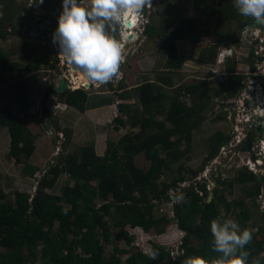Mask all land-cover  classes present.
Instances as JSON below:
<instances>
[{
    "label": "trees",
    "instance_id": "obj_1",
    "mask_svg": "<svg viewBox=\"0 0 264 264\" xmlns=\"http://www.w3.org/2000/svg\"><path fill=\"white\" fill-rule=\"evenodd\" d=\"M0 1L6 7L5 15H8V7L17 3L14 0ZM230 2L219 0L216 7L208 9L205 1L197 0L195 16L180 20L172 25L170 31L166 27L157 28L152 23L148 25L146 33L149 38H160L167 52L165 67L154 81H145L133 87L127 85L126 78L131 67L126 66L122 73L126 81H119L111 90L114 93L107 98L102 96L101 103L97 105L98 101L92 102V93L84 88L66 90L60 96L61 101L82 113L112 106L116 102L118 112L115 124L124 127L127 119L132 130H139L137 133L131 131L117 143H110L103 156L97 154L94 145L83 147L78 153H68L65 150L67 144H64L65 155L60 156V161L49 170H43L28 161L35 152L36 135L26 125L25 115L18 118L10 105L0 108V126L8 129L11 139L7 156L16 163H23V171L36 180L32 183L35 192L15 191L16 202L13 204L7 201L9 193L3 188L0 173V264H121L122 254L128 255L124 264H180L190 254H201L209 259L217 255L211 249L210 232L211 220L217 216L233 218L242 228L250 230L251 211L245 199L230 202L226 197L219 196L208 201L207 183L197 179L229 143L230 137L218 134L210 139V153L200 169H185L180 163L191 154L193 133L206 120L204 103L199 107L194 103L190 105L184 99L190 96L207 103V94L213 89L207 87L206 81L175 84V74L184 64L178 53V43H198L203 36L211 33L218 36L217 43L205 48L201 54V61L205 64H214L223 46L240 48L243 44L240 34L234 33L230 24L237 21L239 31H242L253 21H242ZM205 16L215 20L214 28L207 31H203L199 24L200 17ZM226 20L229 22L227 31L223 26ZM6 23L3 25L0 21V35L4 37L10 28H14L12 21ZM115 35L118 39V31ZM2 50L1 84L6 83L7 72L36 71L40 67L30 64L21 68ZM248 63L255 70L254 49L250 51ZM244 80L245 75L236 74L232 65L228 64L226 74L219 82V90L221 94H226V99L235 98L242 91ZM53 88L52 83L48 97ZM165 89L173 92L169 94ZM44 112L48 113L49 109L45 107ZM64 136L67 140L71 139L68 131ZM247 140L245 143H253L252 133L248 134ZM245 143L242 148L247 150L249 147ZM183 145L185 148H182ZM140 154H144L151 163L148 170L136 165L134 158ZM185 170L190 178L183 175ZM62 175L68 176L72 184L67 183L61 195L50 193L49 190L56 187ZM164 175L167 179L159 182ZM236 184L250 185L245 189V196L254 199L263 191L264 174L258 175L242 168L233 182H228L229 186ZM169 190L183 193L187 200L186 203L174 204L173 208V220L184 233L175 259L171 251L157 245L153 246L159 252L156 260H150L139 249L129 253L118 246L107 254L106 247L113 246L117 241L124 240L128 245L132 243L125 230L128 226L141 228L146 233L165 230L171 219L166 216L158 218L154 211L161 203L172 202ZM215 193L217 195L219 191L215 189ZM111 217L115 227L108 220ZM116 227L121 230L117 235L114 231ZM248 250L251 254L249 262L252 257H264V222L253 233Z\"/></svg>",
    "mask_w": 264,
    "mask_h": 264
},
{
    "label": "rangeland",
    "instance_id": "obj_2",
    "mask_svg": "<svg viewBox=\"0 0 264 264\" xmlns=\"http://www.w3.org/2000/svg\"><path fill=\"white\" fill-rule=\"evenodd\" d=\"M14 1L17 3L8 7V15H5L6 7L3 2L0 1V21L3 22V25H6L7 21H12V26L14 27L9 29L10 31L6 33L5 37L0 35V50L3 49L2 51L6 52L11 50L12 52H16V54L18 53V56L12 57V59H16V61L24 67L30 64L34 67H36V65L40 66L45 74H28V76H30L28 78L30 82L26 79H18L19 76H23L24 74H13L12 85L14 88H12V92H10L11 90L9 91L8 102L12 105L15 99L24 101L25 97L27 99L24 102L27 103L30 97L31 99H35L33 103L30 99V104L32 103L34 106L36 104L38 107H43L47 102L49 93L48 87L51 84L50 81H59V78L64 75L73 80L74 75L76 76L77 73L73 71L77 69H74L73 65L69 64L66 59L59 54L58 46H55L52 42V34L57 27L58 16L62 11V0H43V3H40L39 0ZM203 1L207 3L206 6L208 9L216 7L219 2V0ZM154 2L151 5L153 6L154 4V6L150 11L145 8L138 15L139 25L134 30L126 32L127 34L133 35L131 40L126 41L123 37L125 32L123 27L118 29V40L120 44H123L121 46L123 60L120 65V70L113 81L98 85L87 81L85 77L84 81H81V84L77 87L84 88L86 91L92 93V102L95 103L98 101L96 105L101 103L100 101L105 95L107 98L108 95L114 93L111 91L114 88V84H118L119 81L125 80V76L122 73L124 69H126V66L131 67L130 75H127L126 78L127 85L131 87L145 81H154L164 69L167 52L163 49L160 38H149L147 35L146 30L150 23L157 28L166 27V30L170 31L173 28L172 25H176L180 20L194 17L196 14L195 5L197 0H155ZM87 3L88 0H84V4L86 5ZM230 4H232V0ZM246 19L247 18L242 17V21ZM199 20V24L203 31L214 28V19L211 20L208 16H205L200 17ZM223 26L227 31L229 22L227 20L224 21ZM230 27L234 33L243 36L251 30L254 31L253 29L258 27V25L254 22L245 27L242 31H239L237 21H232ZM217 41L218 36L211 33L203 36L198 43H192L190 41L178 43V53L184 59V64L181 70L175 74V84L190 85L192 83L200 84L206 81L207 87L213 89L207 94L209 96L207 103L190 96H186L184 99V101L190 105L194 103L199 107L204 103L205 108L203 109V114L206 116V120L193 133L191 154L188 158L182 159L180 163L185 169L193 171L200 169L204 159L210 153V139L218 134L230 137L229 143L220 150L219 154L210 163H208L203 173H201L197 179L199 181L204 180L207 183V190L209 192L208 201L219 196L226 197L230 202H232V200L245 199L251 211V221L249 223L251 226L250 230L252 233H256L257 227L264 222V185H262V193L252 199L245 196V189L250 187V185L241 186L240 184H236L229 186L228 182H233L238 170L242 168H247L253 173L259 174L261 172L260 168L256 169L254 167L257 160H261L260 163H263L262 169H264V85L260 83V79H264V52H261L263 56L260 54L261 57L255 58V70L252 69V66L247 63V61L244 62L245 57H247L246 55H249L250 48L248 45L241 46L240 48H230L234 50V52L226 50L229 48L223 46L219 49L218 58L214 64L203 63L201 61L203 50L216 44ZM258 51L260 52V50ZM208 57H211V55H208ZM43 58H45L46 61L43 62ZM228 64L232 65L236 74L245 75V80L242 82V91L232 99H226V96H224L226 94H221L219 90V82L226 74V66ZM11 77L12 75L9 74L8 79L10 80ZM84 83H88L89 87H85ZM26 86H30V88H28V96ZM19 88L23 91H17ZM165 91L169 94L173 92L171 89H165ZM52 93L53 92H51V94ZM58 113L61 117L63 110L59 109ZM27 114H29V111ZM36 119L37 123L31 126V130L39 134L36 135L34 131H32V133L37 137L44 134L49 141H47V143L42 141L41 144L46 143L47 147H43L40 144L42 148L37 153V156L40 152L41 155L44 153L45 157L40 155L41 157L38 156L35 159H30V163L38 164L37 166L47 171L52 165L60 161V156L65 155L63 153L64 147L59 156L53 154L56 153L57 133L54 127H52L51 119L43 113V111L40 117L37 116L34 120ZM114 119L115 118H113L112 122H106L102 125L100 130L103 134L102 141L107 142L106 144L100 145L106 146L107 149L110 143H117L131 131H134V133L139 131L138 129L132 130L127 119H125L126 126L124 127H118ZM75 122H77V120L74 119L73 121V116L71 114L68 112L64 114L63 125H65L66 130L69 129L68 127L70 126L74 127L72 125ZM78 124L80 125L81 121H78ZM260 126H262V130H259ZM1 130L4 131L2 137L4 140L2 139V144L0 146V173L3 178L2 184L5 191L9 193L7 201L15 204L16 196L14 192H29V190L31 193L35 192L34 189H32V183H35L36 180L23 171V163H16L13 158H9L5 155V151L7 150L6 145L8 144L7 140L10 136L7 128ZM68 131H70V129ZM85 131L86 130H81V138L86 133ZM249 133H252L253 136V143L251 145L245 143L248 141L247 137ZM91 136H93V132L89 130V132L86 133L85 139H89ZM82 140L84 139L82 138ZM93 142H97V136H93V138L90 139V143H87V145H94ZM61 143L70 144V140H66L64 136ZM244 143L249 147L247 150L242 148ZM81 146L82 143H80L79 146H70L67 152L78 153L82 148ZM74 147L76 149H74ZM44 148H48V150ZM182 148H185V145H183ZM107 149L104 152H106ZM134 161L138 167L145 170H148L151 164L145 158L144 154L135 156ZM183 175L187 178L191 177L187 170L183 172ZM259 178L261 179L262 175H260ZM166 179L167 177L164 175L159 182ZM67 183L72 184V181L69 180L68 176L62 175L56 187L51 191L49 190V192L61 195ZM183 186H185V184H183ZM215 189L219 191L217 195ZM173 208V202H165L158 205L154 211L155 216L158 218L166 216L171 219V223L166 226L163 232L154 230L150 233H146L141 228H131L128 226L125 230L129 233L132 243L128 245L124 240L117 241L113 246L106 247L107 254L113 252L114 246H118L120 249L128 251L129 253L135 252L137 249L146 253L153 249L154 245H157L160 248L171 251L172 255L176 257L184 233L179 230L177 222L173 220ZM114 216L115 214H113V217ZM230 216L232 217L233 215ZM108 220L112 227H115L113 218H108ZM114 231L117 235L121 230L116 227ZM120 257L122 259L121 264H124L128 255L122 254Z\"/></svg>",
    "mask_w": 264,
    "mask_h": 264
},
{
    "label": "clouds",
    "instance_id": "obj_3",
    "mask_svg": "<svg viewBox=\"0 0 264 264\" xmlns=\"http://www.w3.org/2000/svg\"><path fill=\"white\" fill-rule=\"evenodd\" d=\"M154 1L88 0L85 5L84 0H62V11L58 16L57 27L52 34V42L58 46L59 54L69 64L80 70L87 81L98 85L107 84L113 81L118 74L123 60L121 44L115 34L119 28L130 22V17L138 16L145 8L150 11L154 6V4L151 6ZM39 2L43 3V0H39ZM232 4L241 17L251 19L253 23L264 25V0H232ZM253 30L243 36L240 34L242 47L248 45L250 48L249 55H246L247 57L244 59V62L247 61V63L252 49H254L255 58L263 56L262 53L264 52L263 45L257 47L254 45L258 34H260V28L256 27ZM226 50L234 52L232 49ZM64 77L70 84L68 90L76 89L72 86V79L67 78L66 75ZM50 83L49 89H47L50 90L53 83L52 91H54L58 81L55 83L50 81ZM79 88L81 89V87ZM50 96H52L51 93ZM49 97L46 105L43 106V109L46 107L49 112L43 111V113L51 118L52 107L48 106ZM55 100L58 101L57 111L64 104L69 106L61 101L60 97ZM56 133L58 144L55 154L59 156L62 148L65 147L61 143L64 139V133L61 130H56ZM260 161L257 160L254 167L260 168V171L263 172V163ZM168 195L174 204L187 202L185 195L179 191L169 190ZM210 232L212 234L211 249L217 255L209 259L201 254H190L185 256L180 264H261V261L264 260V257H252L249 262L251 254L248 246L253 241V233L247 228H242L235 219L220 216L213 218L210 223ZM145 255L150 260H156L159 252L151 249ZM172 258L175 259L174 256Z\"/></svg>",
    "mask_w": 264,
    "mask_h": 264
},
{
    "label": "crops",
    "instance_id": "obj_4",
    "mask_svg": "<svg viewBox=\"0 0 264 264\" xmlns=\"http://www.w3.org/2000/svg\"><path fill=\"white\" fill-rule=\"evenodd\" d=\"M5 53H7L6 56L8 57L9 60L16 61V59H12V57L18 56L17 55L18 53L16 54V52H14V51L12 52L11 50H8L7 52L5 51ZM16 62H18V61H16ZM19 66L21 68L24 67V66H21L20 64H19ZM36 71L37 72H35V70H33V72H32V70H19V71L7 72L6 83L5 84L0 83V108L5 106V105H10L13 113L17 117L22 118V116L25 115L24 116L25 117V123L29 127L30 130H31V126H33L34 123H37V119L36 120H34V119L37 118V116L40 117L41 112L44 111L43 107H40V106L38 107V106H36V104L34 106V104H32V103L35 101V99H33V98L31 99L30 97L28 99L29 102H27V103L24 102L27 99L25 97H24V101L15 99V101L12 103V105H13L12 106L10 104V102H8L9 101V91L11 90L10 92H12V88H14V86L12 85L13 84L12 83L13 74H24L23 76H19L18 79L21 80V78H22V79H26L27 81L29 80L28 78L30 77V76H28V74H45V73H43L44 71H42V69L40 67ZM9 74L12 75L10 80L8 79ZM29 82H30V80H29ZM52 82L55 83V81H53V80H52ZM10 86H11V88H10ZM116 86H117V84H114V88H116ZM28 88H30V86H26V89L28 92L27 96L29 95ZM17 91L22 92L23 90L19 88V89H17ZM108 92H110V91H108ZM30 99L32 102L31 104H30ZM25 106H26V109H25ZM61 107H62L61 109H63V113L68 112L69 114H71L73 116V121H74V119L77 120V122H75L72 125L74 127H71V126L68 127L70 129V131H68L69 129L66 130L65 125H63V117H64L65 113L64 114L62 113V116L60 117L59 113L57 111V116L59 118V124H60L62 133L63 132L66 133L67 131L69 133H71L70 144H67V149L69 150L70 146H79L80 143H82V146H81L82 148L86 147V146H88L87 143H90V139H92L93 136H97V142H95V143L93 142V144L95 146L97 154L99 156H103L105 153L104 151L107 148H106V146L100 145V144H106L107 142L102 141L103 134L100 132V130H101V126L104 125L106 122H112V120L115 117L116 112L118 110L116 104L112 105V106H103V107H99V108H95V109H90V110H87L85 113H80L76 109L71 108V106H67L65 104L62 105ZM109 109H111V110H109ZM25 110H28L29 114H27L28 111H25ZM78 121H81L80 125L78 124ZM51 123H52V127H53L54 121L51 120ZM1 129H6V128L0 126V146L2 144V139L4 140V138H2L4 131H2ZM81 130H83V131L86 130L85 131L86 133H88L90 130L93 132V136H91L89 139L88 138L85 139V136H86V133H85L84 136L82 137L84 140H82ZM32 131H34V130H31V132ZM35 134L37 135L39 133L35 132ZM42 138H44V139H42ZM7 141H8V144L6 145L7 150L5 151V155H7L10 151V141H11L10 137ZM7 141H6V143H7ZM42 141H45L46 143H47V141H49L46 135L42 134L41 136H38V137L36 136V139H35L36 148H35V152L33 153L34 155H32L33 157L32 156L30 157L31 160L35 159L36 157L41 155V152L38 154V156H37V153L42 148L40 146ZM46 143L41 144V145L43 147H45L47 145ZM57 144H58V140L56 142V146H57ZM44 149L48 150V148H44ZM67 149H65V150H67ZM74 149H76V148L74 147ZM41 151H43V150H41ZM45 152H47V151H45ZM53 154H55V153H53ZM41 156L45 157L44 153ZM30 159H29V162H30ZM35 165H38V164H35Z\"/></svg>",
    "mask_w": 264,
    "mask_h": 264
},
{
    "label": "water",
    "instance_id": "obj_5",
    "mask_svg": "<svg viewBox=\"0 0 264 264\" xmlns=\"http://www.w3.org/2000/svg\"><path fill=\"white\" fill-rule=\"evenodd\" d=\"M132 23L128 22L127 26H131ZM130 38H132L130 36ZM74 69H77L73 66ZM260 83L264 85V79H260ZM85 87H89V84H85ZM70 89V84L67 81V79L62 76L60 77L59 81H58V85H56V88L52 94V96L49 97L48 100V106L52 107V112H51V119L54 121V127L57 131L61 130L60 124H59V118L56 115V111H57V106H58V101H56L55 99H59V97L61 95H63L65 93L66 90ZM261 174H264V171L261 172Z\"/></svg>",
    "mask_w": 264,
    "mask_h": 264
},
{
    "label": "bare ground",
    "instance_id": "obj_6",
    "mask_svg": "<svg viewBox=\"0 0 264 264\" xmlns=\"http://www.w3.org/2000/svg\"><path fill=\"white\" fill-rule=\"evenodd\" d=\"M129 21L132 23V25L131 26H127V24L125 25V26H123V29L125 30V32H124V30H123V32H124V34H123V37L126 39V41H128V40H131V38H130V36L131 37H133V35L132 34H127L126 32L127 31H129V30H134L138 25H139V18H138V16H136V17H130L129 18ZM125 41V42H126ZM122 42V41H121ZM128 43V42H127ZM123 44H121V46H122ZM122 48V47H121ZM125 48V47H124ZM73 71H76L77 73H76V76L74 75V78H73V84H72V86H74L75 88H77L80 84H81V81H84V79H85V76H84V74L80 71V70H73ZM73 77V76H72ZM85 84V83H84Z\"/></svg>",
    "mask_w": 264,
    "mask_h": 264
},
{
    "label": "flooded vegetation",
    "instance_id": "obj_7",
    "mask_svg": "<svg viewBox=\"0 0 264 264\" xmlns=\"http://www.w3.org/2000/svg\"><path fill=\"white\" fill-rule=\"evenodd\" d=\"M257 25L260 28V34H258L257 40L254 42V45H255V47L260 46V45L264 46V25H260V24H257ZM72 84H73V80H72ZM52 92H54V91H52Z\"/></svg>",
    "mask_w": 264,
    "mask_h": 264
},
{
    "label": "built area",
    "instance_id": "obj_8",
    "mask_svg": "<svg viewBox=\"0 0 264 264\" xmlns=\"http://www.w3.org/2000/svg\"><path fill=\"white\" fill-rule=\"evenodd\" d=\"M68 78V77H67Z\"/></svg>",
    "mask_w": 264,
    "mask_h": 264
}]
</instances>
